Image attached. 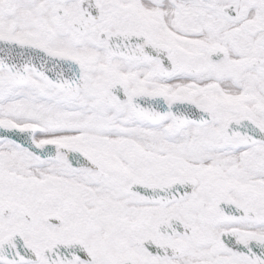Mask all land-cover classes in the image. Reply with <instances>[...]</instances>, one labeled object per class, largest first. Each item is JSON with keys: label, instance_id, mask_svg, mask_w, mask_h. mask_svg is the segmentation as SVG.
Returning a JSON list of instances; mask_svg holds the SVG:
<instances>
[{"label": "snow or ice", "instance_id": "obj_1", "mask_svg": "<svg viewBox=\"0 0 264 264\" xmlns=\"http://www.w3.org/2000/svg\"><path fill=\"white\" fill-rule=\"evenodd\" d=\"M0 264H264V0H0Z\"/></svg>", "mask_w": 264, "mask_h": 264}]
</instances>
